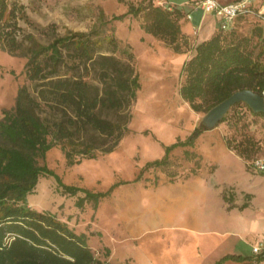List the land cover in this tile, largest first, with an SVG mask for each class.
Masks as SVG:
<instances>
[{
	"label": "trees",
	"instance_id": "16d2710c",
	"mask_svg": "<svg viewBox=\"0 0 264 264\" xmlns=\"http://www.w3.org/2000/svg\"><path fill=\"white\" fill-rule=\"evenodd\" d=\"M15 13V3L0 0V48L5 47V40L12 45L8 48L11 51L16 47ZM141 13L140 26L144 32L173 44L174 50L180 51L177 41L186 37L180 19L185 20L187 12L177 4L163 7L152 0L130 4L125 12L110 18L100 12L99 24L95 23L89 31L67 30L59 35L51 25V40L46 45L31 39L25 73L34 82L36 93L22 84L13 107L3 109L0 114V264H110L95 255L84 234L76 233L52 214L30 207L26 198L39 177L51 173L39 159H44L52 146H60L67 160L74 162L97 151L114 149L128 132L130 108L140 87L139 76L130 60L114 54L119 49L118 41L113 31L106 32V24L127 14ZM242 18L256 21L259 35L264 30L259 20L248 15L236 19ZM216 30L193 47V54L181 68L184 80L179 93L195 111H208L241 89H251L264 96L261 59L264 48L254 53L250 40L239 36L234 26L222 29L218 25ZM127 54L131 56L128 51ZM91 73H95L98 83ZM59 105L65 114L61 118L41 114L42 110L59 109ZM102 108L115 110L118 118L101 117L98 110ZM254 113L264 115V112ZM225 118L226 114L221 121ZM86 127L95 129L111 142L98 146L81 139V131ZM206 129L204 124L195 126L185 139L165 145L164 156L147 162L134 180L141 179L142 172L150 167H167L172 149L193 146ZM243 141L233 146L226 140V144L247 159L249 144ZM184 154L186 159L195 161V167L186 176L201 166V157L188 148ZM175 175L170 174L169 180ZM227 259L252 260L250 256L228 253L212 264H223ZM260 261H264V246L252 263Z\"/></svg>",
	"mask_w": 264,
	"mask_h": 264
},
{
	"label": "rangeland",
	"instance_id": "374dc122",
	"mask_svg": "<svg viewBox=\"0 0 264 264\" xmlns=\"http://www.w3.org/2000/svg\"><path fill=\"white\" fill-rule=\"evenodd\" d=\"M147 1L9 0L16 6V47L9 50L12 45L4 40L6 45L0 48V114L3 109L13 107L22 84L36 93L34 82L25 73L31 39L46 45L51 40V25L59 35L67 30L89 31L95 23L99 24L100 12L110 18L125 12L130 4L139 5ZM152 1L163 7L177 4L184 10L190 8L192 3L191 0ZM201 12V9L192 10L189 23L196 25ZM142 20V13L137 16L127 14L106 24V32L113 31L118 41L119 49L114 54L122 60H130L139 76L140 87L130 108L128 132L114 149L97 151L93 156L74 162L67 160L60 146H52L44 159H39V163H46L51 173L40 176L26 198L30 207L46 211L65 222L76 233L84 234L87 244L97 257L109 260V246L113 250V262L120 261L129 253L118 240L124 234L138 231V228L129 227L125 221L124 214L129 211L128 202L132 194L128 183L147 162L164 156L165 145L185 139L195 126L203 125L202 118L207 112L193 110L179 93L184 80L181 68L187 60L186 54L189 56L194 47V35L184 28L185 20L180 19L186 34V37L177 41L180 51L174 50L173 44L144 32L140 26ZM230 26H234L239 36L250 40V48L254 53L264 48V30L259 35L256 21L249 18L236 19ZM261 59L264 61V54ZM91 74L98 83L95 73ZM58 108L52 112L42 110L41 114L61 118L65 115L60 109L62 105ZM98 113L109 120L118 118L117 112L112 109L102 108ZM212 130L202 135L205 141L200 142L201 146H177L172 149L170 164L144 170L139 182L149 186L155 182L168 181L172 173L176 174L175 177H183L190 168L195 167L194 159H186L184 150L200 151L204 147L203 143L219 137L228 140L233 146L241 140L248 143L247 161L264 156V115L254 113L245 102L240 101L230 107L225 120L217 123ZM80 137L98 146L111 142L110 138L90 127L84 128ZM102 193L105 195L101 196ZM153 247L158 250L161 246L158 244ZM243 253L249 254L250 248H245ZM258 263L248 260L240 262Z\"/></svg>",
	"mask_w": 264,
	"mask_h": 264
},
{
	"label": "crops",
	"instance_id": "0c3cea01",
	"mask_svg": "<svg viewBox=\"0 0 264 264\" xmlns=\"http://www.w3.org/2000/svg\"><path fill=\"white\" fill-rule=\"evenodd\" d=\"M190 10L191 5L185 11ZM216 27V18L203 11L196 25L188 19L184 24L194 35L193 46L210 38ZM212 131L204 130L194 145L201 146L202 135ZM202 146L200 151L193 147L202 158L195 172L149 186L140 179L128 183L132 194L125 221L138 231L118 240L129 250L120 261L113 262L107 246L110 264H212L228 253L253 260V244L264 241V172L252 169L222 137ZM158 244L157 250L153 246ZM247 247L249 254L243 253ZM240 262L227 259L223 264Z\"/></svg>",
	"mask_w": 264,
	"mask_h": 264
},
{
	"label": "built area",
	"instance_id": "2783aa9c",
	"mask_svg": "<svg viewBox=\"0 0 264 264\" xmlns=\"http://www.w3.org/2000/svg\"><path fill=\"white\" fill-rule=\"evenodd\" d=\"M195 9L211 13L222 29H227L241 15L251 16L264 24V0H195L191 3V10L186 13V19H191V11ZM248 164L252 169L264 172V156L254 157ZM263 246V240L256 242L252 246V252L258 254Z\"/></svg>",
	"mask_w": 264,
	"mask_h": 264
},
{
	"label": "water",
	"instance_id": "95a60500",
	"mask_svg": "<svg viewBox=\"0 0 264 264\" xmlns=\"http://www.w3.org/2000/svg\"><path fill=\"white\" fill-rule=\"evenodd\" d=\"M240 101L245 102L253 112H264V96L251 89H241L211 107L202 118L203 124L208 129L215 127L229 108Z\"/></svg>",
	"mask_w": 264,
	"mask_h": 264
}]
</instances>
